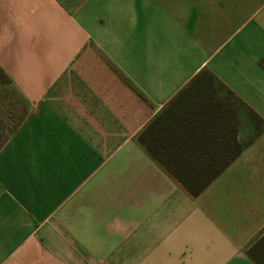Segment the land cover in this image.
I'll list each match as a JSON object with an SVG mask.
<instances>
[{"label": "crops", "instance_id": "obj_1", "mask_svg": "<svg viewBox=\"0 0 264 264\" xmlns=\"http://www.w3.org/2000/svg\"><path fill=\"white\" fill-rule=\"evenodd\" d=\"M263 58L264 0H0V264H258L264 144L193 194L139 136L228 155Z\"/></svg>", "mask_w": 264, "mask_h": 264}, {"label": "trees", "instance_id": "obj_2", "mask_svg": "<svg viewBox=\"0 0 264 264\" xmlns=\"http://www.w3.org/2000/svg\"><path fill=\"white\" fill-rule=\"evenodd\" d=\"M262 62L264 64V58ZM221 85L223 86V84ZM229 93L232 94L231 91ZM236 98L240 100L238 97ZM180 101L181 97L175 102ZM256 116L260 117L259 114ZM180 117L179 104L172 106L169 111L157 117L146 127L141 132L139 139L191 193L198 194L239 155L242 148L238 143L239 140L236 139L234 144H239V146L237 145L233 150V144L230 141L228 155H183L195 146L192 141L180 139ZM227 146L226 142L219 144V147L223 149H226ZM248 253L258 264H264V234L249 248Z\"/></svg>", "mask_w": 264, "mask_h": 264}, {"label": "rangeland", "instance_id": "obj_3", "mask_svg": "<svg viewBox=\"0 0 264 264\" xmlns=\"http://www.w3.org/2000/svg\"><path fill=\"white\" fill-rule=\"evenodd\" d=\"M10 84L8 79L2 75L0 72V85H3V82ZM12 83L9 85L11 86ZM223 89L221 85H217ZM8 92L5 94V100H14L13 97L18 95L15 89H7ZM4 92V89H0V93ZM222 92V91H221ZM228 99L235 105V134L236 139L239 140L240 147L246 148L251 144H264V119L256 116V112L254 110L249 109L242 101L238 100L235 96L229 95ZM1 100V98H0ZM239 144L233 145V150H235L236 146Z\"/></svg>", "mask_w": 264, "mask_h": 264}]
</instances>
